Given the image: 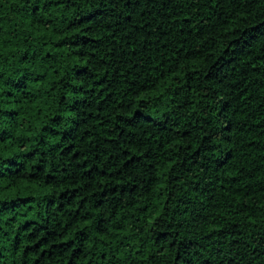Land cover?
<instances>
[{"label":"trees","instance_id":"trees-1","mask_svg":"<svg viewBox=\"0 0 264 264\" xmlns=\"http://www.w3.org/2000/svg\"><path fill=\"white\" fill-rule=\"evenodd\" d=\"M0 264H264V0H0Z\"/></svg>","mask_w":264,"mask_h":264}]
</instances>
